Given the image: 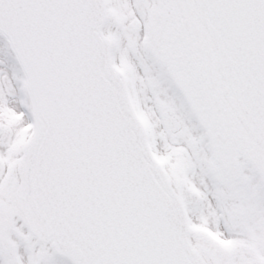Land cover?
Segmentation results:
<instances>
[{
	"label": "snow or ice",
	"instance_id": "snow-or-ice-1",
	"mask_svg": "<svg viewBox=\"0 0 264 264\" xmlns=\"http://www.w3.org/2000/svg\"><path fill=\"white\" fill-rule=\"evenodd\" d=\"M0 264H264V0H0Z\"/></svg>",
	"mask_w": 264,
	"mask_h": 264
}]
</instances>
